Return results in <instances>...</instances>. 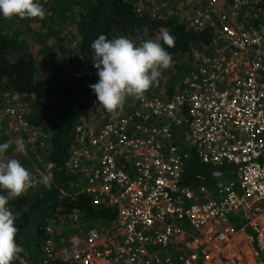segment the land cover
I'll use <instances>...</instances> for the list:
<instances>
[{"label": "built area", "instance_id": "obj_1", "mask_svg": "<svg viewBox=\"0 0 264 264\" xmlns=\"http://www.w3.org/2000/svg\"><path fill=\"white\" fill-rule=\"evenodd\" d=\"M183 1L186 27L206 37L186 69L180 62L171 92L150 88L101 123L73 125L62 161L73 193L114 217L64 241L61 224L47 221L40 264H264V0ZM15 100L6 98L5 125L42 145L46 135L18 116ZM190 148L234 179L183 183Z\"/></svg>", "mask_w": 264, "mask_h": 264}, {"label": "trees", "instance_id": "obj_2", "mask_svg": "<svg viewBox=\"0 0 264 264\" xmlns=\"http://www.w3.org/2000/svg\"><path fill=\"white\" fill-rule=\"evenodd\" d=\"M63 1L77 7L76 34L70 45L59 41L55 52L62 54L66 49L75 56L77 70L71 75L52 73L38 76L31 54L25 51L16 54L21 46L11 36L0 33V90L15 94L19 99L17 110H26V115H23L26 121L47 132L42 159L44 163H51V168L44 171L45 175L51 176V187L38 183L8 203L16 217V243L23 249L12 264H40V245L44 238L42 226L49 220L62 223L75 213L83 214L82 220L89 218L106 222L114 217V211L109 208L92 206L82 192H69L71 176L62 166L74 141L73 125L81 118L86 123H101L109 114L102 108L98 109L96 96L89 88L90 84L98 82L91 60L92 41L103 34L108 39L126 36L138 45L141 40H153L160 28L168 29L175 38L174 47L168 48L159 42L171 55L172 69L162 70L158 82L151 87V92L157 94L163 88L171 92L173 80L178 77L177 62L179 59L186 61L190 49L206 37L201 31H193L173 18H154L145 10L137 12L134 0ZM187 66L185 63L184 69ZM166 74L172 75L166 77ZM181 168L183 183L191 187L203 183L211 188L215 184L216 173L222 167L200 162L190 148L181 160ZM40 178L38 176L37 179Z\"/></svg>", "mask_w": 264, "mask_h": 264}, {"label": "clouds", "instance_id": "obj_3", "mask_svg": "<svg viewBox=\"0 0 264 264\" xmlns=\"http://www.w3.org/2000/svg\"><path fill=\"white\" fill-rule=\"evenodd\" d=\"M0 14L6 19L43 18L45 10L36 0H0ZM174 47L175 38L166 28H160L156 40H141L137 45L126 36L108 39L101 34L92 41V63L97 71L98 82L89 88L95 94L98 109L109 114L123 109L127 97L144 100L145 93L156 83L162 70L172 63L171 55L161 45ZM16 150L26 152L24 141L16 139ZM8 144H0V153L8 149ZM51 176L41 175L36 179L22 166L18 159L0 160V264H12L23 251L16 243L17 228L9 201L18 198L38 183L51 187Z\"/></svg>", "mask_w": 264, "mask_h": 264}, {"label": "rangeland", "instance_id": "obj_4", "mask_svg": "<svg viewBox=\"0 0 264 264\" xmlns=\"http://www.w3.org/2000/svg\"><path fill=\"white\" fill-rule=\"evenodd\" d=\"M41 4L45 10L44 17L20 19L13 17L6 19L0 14V33L11 36L17 41L20 49L17 53L23 51L31 54L36 74L40 77L51 75L52 73H59L62 76L71 75L77 70V62L75 56L69 54L65 49L64 53L59 54L55 51L59 41L65 42L66 45H70L71 39L76 34V15L77 7L72 3H64L63 0H36ZM135 8L140 6L142 10L147 12L151 17L157 18H173L178 22L185 23V19L190 14L191 5L189 2L183 0H134ZM157 35L153 40H156ZM16 56V55H15ZM184 64L183 59H179L177 62ZM178 67H181L182 64ZM172 68H168L170 71ZM179 73V70H178ZM172 74H166V77ZM173 80V79H172ZM176 78L173 80L175 82ZM14 94L8 93L7 90H0V144H8L9 147L4 153H0V160L6 161L10 158L18 159L22 166H24L33 177H38V172L44 173V156L43 144L36 145L31 143L28 138V132L22 130H12L5 125L6 118L1 114L4 105L6 104V98H9ZM16 100L19 99L16 96ZM15 100V101H16ZM16 101V104H17ZM18 116L22 119L26 110L19 111L15 107ZM30 125V124H29ZM32 126V125H31ZM38 133L42 132L41 127L38 126ZM36 129V128H35ZM43 133L47 137V132L43 130ZM22 139L24 141L26 152L22 153L16 150V139ZM46 139H43V141ZM39 172V173H40ZM234 179V175L229 173L217 172L214 178L215 183L220 181H227ZM31 190L28 189L27 192ZM69 192L75 189L71 185L68 188ZM2 192V193H1ZM25 192V193H27ZM6 194L4 190H0V195ZM12 210L10 205H6ZM81 221V220H80ZM60 229V239L64 241L68 235L76 232L81 237V233L77 229L85 230L87 227H96L97 221L84 218L79 224L73 222L70 219L63 221ZM74 225V226H72Z\"/></svg>", "mask_w": 264, "mask_h": 264}, {"label": "water", "instance_id": "obj_5", "mask_svg": "<svg viewBox=\"0 0 264 264\" xmlns=\"http://www.w3.org/2000/svg\"><path fill=\"white\" fill-rule=\"evenodd\" d=\"M75 214L78 215V216H80V217L83 215V214H80V213H75Z\"/></svg>", "mask_w": 264, "mask_h": 264}, {"label": "crops", "instance_id": "obj_6", "mask_svg": "<svg viewBox=\"0 0 264 264\" xmlns=\"http://www.w3.org/2000/svg\"><path fill=\"white\" fill-rule=\"evenodd\" d=\"M39 172H40V171H39ZM39 172H38V174H39ZM42 174H44V175H45V173H42ZM40 175H41V172H40ZM215 184H216V183H215ZM215 184H214V185H215ZM211 188H212V187H211ZM211 188H208V189H211Z\"/></svg>", "mask_w": 264, "mask_h": 264}]
</instances>
